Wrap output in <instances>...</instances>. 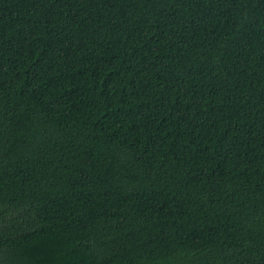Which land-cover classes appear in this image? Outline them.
<instances>
[{"label":"trees","instance_id":"obj_1","mask_svg":"<svg viewBox=\"0 0 264 264\" xmlns=\"http://www.w3.org/2000/svg\"><path fill=\"white\" fill-rule=\"evenodd\" d=\"M0 264H264V0H0Z\"/></svg>","mask_w":264,"mask_h":264}]
</instances>
